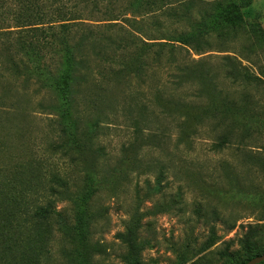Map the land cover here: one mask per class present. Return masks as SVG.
<instances>
[{
  "label": "rangeland",
  "instance_id": "rangeland-1",
  "mask_svg": "<svg viewBox=\"0 0 264 264\" xmlns=\"http://www.w3.org/2000/svg\"><path fill=\"white\" fill-rule=\"evenodd\" d=\"M111 7L118 16H80L74 22L94 27L78 25L68 38L56 31L0 38V201L12 183L49 166L71 183L55 202L67 224L54 219L38 236L2 233L0 264L28 263L40 250L37 264H236L261 252L264 0H113ZM197 20L208 41L201 50L159 34L194 35ZM114 24L136 34V57L102 56L96 37L115 38ZM15 29L22 27L0 30ZM29 38L30 48H20ZM226 56L261 78V90ZM219 135L228 142L213 149ZM83 195L93 205L88 253L71 227ZM13 213L2 206L0 232ZM128 229L135 234L126 244L117 234ZM44 244L53 250L45 253Z\"/></svg>",
  "mask_w": 264,
  "mask_h": 264
},
{
  "label": "trees",
  "instance_id": "trees-1",
  "mask_svg": "<svg viewBox=\"0 0 264 264\" xmlns=\"http://www.w3.org/2000/svg\"><path fill=\"white\" fill-rule=\"evenodd\" d=\"M112 3L113 0H0V29L8 28L10 24H13V27H22V29L9 31L0 30V38L3 36L5 37V35L8 34L22 35L25 33L29 34L36 32H40L41 34L47 31H56L61 34L59 36L68 38V36H70L73 32L72 29L78 25L94 27L90 24H84L83 22H74L75 19L83 18L80 16H95V14H101L102 16H118L116 14L120 11L117 8H112ZM128 20L132 22V24H138L134 18H128ZM194 25L197 29H195L196 33L194 35L189 32H179L175 30L169 31L166 29L159 32V34L163 36H171L170 38L175 37L177 41L192 46L194 50H201L203 47L208 45L207 39H203L204 36L202 32L205 29L202 22H199L198 20L195 21ZM113 26H117L119 28V34L115 38L105 35L96 37L99 41L98 45L103 54L102 56H105V59L114 58L119 59L120 61H126L129 58L136 57L139 51V45L137 42L138 38L136 37V34L129 32L118 24H114ZM133 26L138 29V32H143L141 26ZM5 39L7 40L8 38ZM30 43V38L25 42L21 41L20 48H24L26 45L30 48ZM9 46L12 49L15 48V45L13 44H9ZM225 59L232 61L234 67L241 71V80L243 82L249 83L250 86L256 85L258 91L261 90V83L263 82L261 78L252 75L248 71V68L243 66L238 60L227 56ZM99 70L101 69H98V71ZM225 75L229 76L228 74ZM256 82L258 84H256ZM256 104L257 103L250 100L251 106H259ZM228 106L233 107V103H230ZM213 124L214 129H216L218 124H215V122H213ZM232 138H234V140L236 139V137ZM251 141L255 142L252 139ZM226 142H228L226 137L219 135L216 139L211 141L210 145L213 149H219L223 147ZM70 185L71 183L64 175L50 166L43 170L41 174L34 176V178H24L23 180L12 183L7 191L4 192L3 199L0 201V209L4 204L13 206V218L11 222H9V225L4 224L0 235L5 233L7 234L6 237L13 235L21 238L26 233L33 232L32 234L38 236V228L52 222L54 219H57L58 222L66 225V218L60 210H56L55 202L57 195H59V190L67 188ZM90 196L91 194L88 193V197ZM88 197H84L83 195L81 198V202H83L85 206L82 203L81 207H84L77 212L73 225L71 226L81 235L80 243L81 249L84 253H88L87 251L90 240L87 237V233L89 225L94 219L90 212L93 205L88 203ZM249 227L250 225L248 226L246 239L254 234L253 228L255 226H251L252 231L249 230ZM129 233L135 234V231L128 229L125 233H118L117 236L121 242L127 244L124 238ZM210 233L211 236L209 244H212L214 240L213 230H211ZM41 247L45 253L48 250H53V245L44 244ZM3 251V242H0V259H2V255L5 253V251ZM262 253H264V250L250 254L243 261L237 262L236 264H244L252 257ZM23 255L24 254L20 253L16 256V258L27 259L23 257ZM40 255L41 250L36 255H32L28 258L35 260H31L25 264H37V262H39ZM121 257L122 259H139L137 254L134 256L131 255V258H129L125 252L121 254ZM135 263L140 262L136 260ZM262 263H264V261H261L258 264Z\"/></svg>",
  "mask_w": 264,
  "mask_h": 264
},
{
  "label": "water",
  "instance_id": "water-1",
  "mask_svg": "<svg viewBox=\"0 0 264 264\" xmlns=\"http://www.w3.org/2000/svg\"><path fill=\"white\" fill-rule=\"evenodd\" d=\"M261 261H264V253L252 257L251 259L246 261L244 264H258Z\"/></svg>",
  "mask_w": 264,
  "mask_h": 264
}]
</instances>
